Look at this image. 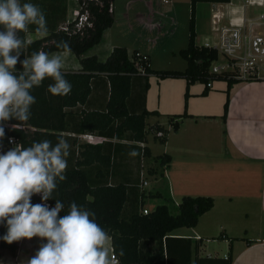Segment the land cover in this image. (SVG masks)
Segmentation results:
<instances>
[{"label":"crops","instance_id":"0c3cea01","mask_svg":"<svg viewBox=\"0 0 264 264\" xmlns=\"http://www.w3.org/2000/svg\"><path fill=\"white\" fill-rule=\"evenodd\" d=\"M72 1L67 12L69 22L78 7L77 2ZM182 1L171 0L163 4L159 0H121L120 3L113 0L112 25L103 32L100 43L85 52L83 57L95 56L105 62L117 47L125 48L129 56L133 51L150 56L148 47H140L136 40L140 31L163 37L167 27L165 20L172 27L176 25L178 5ZM213 8L210 19L214 36L206 37L199 44L197 31L198 46H202L205 40L213 46L211 42L218 39L232 22L250 17L248 10L243 11L229 3H214ZM215 14L219 16L216 24ZM256 31L257 28L253 27L252 32ZM41 38L31 33L26 36L30 42ZM55 53L58 52L52 54ZM152 62L150 58L151 69ZM80 69L78 59L70 53L63 71L78 72ZM91 82L89 99L78 110L104 112L109 97L105 76L98 75ZM143 85V80L133 79L127 109L130 113H138L142 108L157 113L147 117L145 122L148 125L157 123L167 131L166 142L159 143L158 156L168 155L170 163L164 168L161 180H155L153 186L150 184L140 190L138 170L144 161L153 162L157 157L148 136L145 144L150 152L148 158L140 156L142 143L125 137L107 139L102 144H112L110 151L115 179L138 184V193L145 196L144 205L151 202L148 208L144 205L143 208L150 211L161 205L157 193L168 200V209L169 205L176 208L184 197L213 199V207L199 217L195 227L177 229L169 235L168 241H163L165 261L168 259L169 264H264V78L236 81L229 88L225 82V89L215 94L210 93L212 85L204 96V88L194 91L190 87L186 99L185 83L171 85L170 91L159 92L152 105L148 91L142 100ZM162 113L169 116L168 123L148 122V118H159ZM63 136L88 144L73 133H63ZM131 152L137 155H129ZM91 164L96 166L98 163L93 160ZM160 182L166 191H158ZM41 242L38 237L17 240L15 255L4 251L0 264H26Z\"/></svg>","mask_w":264,"mask_h":264},{"label":"trees","instance_id":"16d2710c","mask_svg":"<svg viewBox=\"0 0 264 264\" xmlns=\"http://www.w3.org/2000/svg\"><path fill=\"white\" fill-rule=\"evenodd\" d=\"M230 1L190 0L187 46L179 52L187 64L185 70L154 71L150 68L148 56H142L137 51L129 56L126 49L121 47L114 48L105 62H100L95 56L83 57L85 52L100 43L103 32L112 25L113 0H77L80 10L73 22L67 21L68 0H21V3L32 2L42 9L47 20L48 34L30 42L23 49L20 59L23 60L24 56L38 50L49 54L60 52L56 48L57 42L67 41L81 69L78 72L63 71L65 79L72 85L71 92L66 96H53L47 92V86L53 83L50 78L32 89L36 103L31 106L30 119L25 122L9 120L0 124L5 131L4 137L0 138V152L10 149L9 138H13L23 147L44 139L56 143L58 137L66 138L70 144L69 155L66 157L67 169L64 173L66 179L57 180L52 199L46 203L54 207L56 200L63 202L64 211H61V216L67 213L68 206L73 201L92 210L97 223L112 237L114 254L119 264H169V260L165 261L163 256V241H168L169 235L177 229L195 227L199 217L213 207V199L184 197L174 208V213H171L166 205L168 200L157 193L156 197L164 203L143 215L139 209L144 205L145 196L138 193V184L115 179L110 151L112 144H80L77 139L65 137L63 133L78 136L91 134L106 140L125 137L129 141L144 144L140 156L150 157L149 149L145 145L148 134L152 132L153 140L164 144L167 131L157 123L146 124V118L157 115L156 112H148L144 108L138 113L128 111L127 101L131 95L133 79L144 82L143 101L149 90L150 75L160 80H185V97L188 95V88L199 82L204 85V96L210 89L207 87L209 82L224 81L229 88L239 81L234 73L211 74L209 68L218 59L217 51L196 44V4ZM29 33L36 34L34 25L29 26L28 32H21L20 36L26 38ZM136 65L143 68L144 74L138 71ZM16 69L21 71L22 66L18 63ZM98 75L105 76L109 87L105 111H79L78 107L85 105L89 99L92 79ZM159 132H163L164 136H157ZM72 147L74 149L71 150ZM93 160L98 163L96 166L91 164ZM153 162L155 167L148 170L149 175L158 174L163 178L164 168L170 163V157L160 155ZM40 202L39 194L32 196L33 204ZM6 234L7 227L0 224V257L3 250L14 256L18 248L16 241L8 243L3 239Z\"/></svg>","mask_w":264,"mask_h":264},{"label":"clouds","instance_id":"9594fccd","mask_svg":"<svg viewBox=\"0 0 264 264\" xmlns=\"http://www.w3.org/2000/svg\"><path fill=\"white\" fill-rule=\"evenodd\" d=\"M30 25L35 26L37 35L48 34L45 13L38 5L0 0V122L28 121L31 106L36 103L32 89L46 78L53 81L47 86L51 95L71 92L72 85L63 73L65 59L71 53L67 41L57 42L58 53L38 50L20 59L30 43L20 33L28 32ZM18 63L21 71L16 69ZM4 135L0 126V138ZM69 150L70 144L61 136L56 143L44 139L0 153V224L7 227L3 239L8 243L33 237L45 241L26 264H115L112 237L97 223L92 210L73 201L61 216L63 202L56 200L54 207L46 203L52 199L57 180L66 179ZM36 194L41 202L33 204Z\"/></svg>","mask_w":264,"mask_h":264},{"label":"rangeland","instance_id":"374dc122","mask_svg":"<svg viewBox=\"0 0 264 264\" xmlns=\"http://www.w3.org/2000/svg\"><path fill=\"white\" fill-rule=\"evenodd\" d=\"M120 1L121 0H118V3H120ZM69 2L73 3L72 0H68V6H69ZM188 6L190 8L189 0H183L182 2L179 3L178 13L176 15V25H174V27H172L170 23H168L169 21L165 20L167 27H166V30L163 32V37L160 35L151 34L149 32L143 33L140 31L139 36L137 37L136 40L139 43L140 47L142 46L148 47L150 51L149 52L150 56H148V58L150 57L151 60L153 61L151 64L152 70L154 71H164V70L165 71L166 70L184 71L185 66H187L184 59L180 57L179 52L186 48L187 41H188V25H189V16H190V10ZM213 6H214V3H198L197 10L195 8V21L197 20L195 24V29H196V32L198 31V43L199 44L204 42V39L206 37L214 36V32H212L211 30L212 26H211V19H210L211 14L214 11ZM248 13L251 18L257 16L256 15L257 11L255 9H249ZM129 34L131 33L129 32ZM214 42L215 40L212 41L211 43L213 44ZM222 64L225 65V61L220 57L219 62L215 63V65L218 66ZM260 75L264 76V73H261ZM183 82L186 85V81L185 80L182 81V79L181 81L176 80V79L175 80L173 79L160 80L156 78L155 76L150 75L149 84L151 86L149 87V90H148V98H149L150 104L152 105V103L156 101L157 96L159 95V92H168L172 89L170 88L171 85L184 84ZM212 85H213V88L210 91V93L212 92L211 94H215L216 92H221L223 89H225L224 81H214ZM190 87L194 88V91H200L204 88V85L199 82L194 85H191ZM187 93H188V90H187ZM186 98H188V95L187 97H185V99ZM157 120L159 121V123L166 124L168 123L169 116L162 113L159 118H152V119L148 118L149 123H152ZM0 124H2V122H0ZM152 137H153V134L152 132H150L148 134V139L150 141V144L152 145L154 155L158 156L160 154L159 151L161 147L159 146L160 144L158 142L152 139ZM3 152H6V150L3 149V151L0 153H3ZM153 167H155L154 162L144 161L142 167L140 168V170H138L140 179L143 175V181H146L148 183V186H150V184H152L153 186V183L155 182V180L157 181L161 180L158 174H156L155 176L149 175L148 170ZM160 171L161 170H159V172ZM157 188H158V191L160 192L166 191L164 189L163 182L158 183ZM163 203H164L163 200H159V204H163ZM146 204L144 205V207L148 208L149 204L151 205V202L147 201ZM169 211L171 213H174L175 211L174 207L169 205ZM148 212H150V210H148ZM43 242L45 241H42L41 243ZM3 252L4 250L2 251L0 261L4 258Z\"/></svg>","mask_w":264,"mask_h":264},{"label":"built area","instance_id":"2783aa9c","mask_svg":"<svg viewBox=\"0 0 264 264\" xmlns=\"http://www.w3.org/2000/svg\"><path fill=\"white\" fill-rule=\"evenodd\" d=\"M77 2V0H75ZM163 4H168L171 0H159ZM232 6H238L243 11L249 9H255L257 11L256 17H249V19H239L237 22L234 21L230 24L228 29H224L221 36L215 40L213 46H211L205 40L202 45L206 48H214L217 51L218 59L214 61L209 72L214 75L223 73H234L236 79L239 81H251L257 78H264L261 73H264V0H235L229 2ZM78 5V2H77ZM80 7L74 12L71 22L78 17ZM214 22H218L219 16L213 15ZM82 20H80V23ZM248 24L247 26L245 24ZM253 27L257 28L255 33L252 32ZM140 54V53H139ZM141 55V54H140ZM144 56V55H142ZM220 57L225 61V65L216 66L215 63L219 62ZM137 66V65H136ZM138 71L144 74V70L141 66H137ZM208 88L212 87V83L207 84ZM157 136H164L163 132H159ZM79 139L82 142L99 145L106 141L105 138L97 135L85 134L80 135ZM8 145L13 148L17 143L13 138L8 139ZM21 146V145H20ZM140 190L145 188L148 183L143 181V175L140 179ZM139 212L143 215L148 214V210L140 206ZM115 264H119L118 259L114 252Z\"/></svg>","mask_w":264,"mask_h":264}]
</instances>
